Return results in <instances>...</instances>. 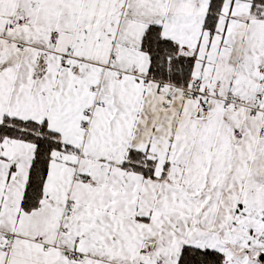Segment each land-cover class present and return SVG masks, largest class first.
<instances>
[{
	"label": "snow or ice",
	"instance_id": "6c2138e0",
	"mask_svg": "<svg viewBox=\"0 0 264 264\" xmlns=\"http://www.w3.org/2000/svg\"><path fill=\"white\" fill-rule=\"evenodd\" d=\"M0 264H264V0H0Z\"/></svg>",
	"mask_w": 264,
	"mask_h": 264
}]
</instances>
